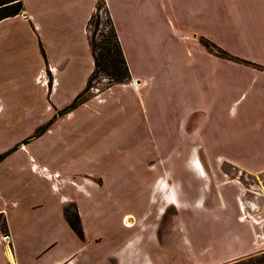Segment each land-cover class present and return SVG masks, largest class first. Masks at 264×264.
<instances>
[{
    "label": "crops",
    "instance_id": "crops-1",
    "mask_svg": "<svg viewBox=\"0 0 264 264\" xmlns=\"http://www.w3.org/2000/svg\"><path fill=\"white\" fill-rule=\"evenodd\" d=\"M95 1L21 0L18 13L0 19V264H158L145 247L154 232L143 228L163 177L154 156L147 162L138 151L160 148L161 134L187 141L199 133L264 181V69L198 40L264 67V0H104L130 79L64 112L93 68L85 27ZM166 85L175 112L160 101ZM104 107L121 117L120 131L141 135L125 143L111 135L94 150L82 143L85 130H102ZM95 152L117 159L109 166ZM69 206L80 236L65 220Z\"/></svg>",
    "mask_w": 264,
    "mask_h": 264
},
{
    "label": "rangeland",
    "instance_id": "rangeland-1",
    "mask_svg": "<svg viewBox=\"0 0 264 264\" xmlns=\"http://www.w3.org/2000/svg\"><path fill=\"white\" fill-rule=\"evenodd\" d=\"M96 1L99 6L97 10L98 29L104 31L108 13L104 0ZM0 6H4L0 8V13L4 11V8L7 10L18 8V13L21 9V0H0ZM93 29L94 24L92 23L88 26V32L91 33ZM94 36L97 42L101 40L98 31ZM201 39L198 38L199 42ZM205 40H207L208 48L202 46L209 53L218 54L219 51H214L215 48L212 46L215 44L208 39ZM205 40L202 39V41ZM228 54L233 57L224 59L257 65L234 54ZM107 79L106 75L97 73L90 80L87 90L82 93L81 99H79L82 100L80 104L91 98L98 102L101 101L103 92L111 86H106ZM135 84L133 83V85ZM164 87L160 101L166 104L164 108L166 112H175L173 106L169 105L168 97L172 94V86ZM70 108L72 107L67 105L61 111L66 112ZM109 114L105 107L101 108L98 120L104 124L102 130H90V132L85 130V140L82 143L90 142L94 150L98 149L97 147H107L111 135L120 138L122 143H125L126 140L130 141V136L141 135L140 132L125 133L120 131L121 117H111L110 119ZM115 119L119 120L113 129L108 128L109 121L115 123ZM123 119L122 117V121ZM77 126L83 129V122L77 121ZM92 126L95 128L94 121ZM39 132L40 128H37L23 141L32 139ZM10 135L12 134H5L6 137ZM163 135L161 134L160 148L153 149V152L151 149L141 150L140 153L138 151V156L147 158V162H151V157L154 156V161H158L159 175L164 178L160 179L156 184L157 188L155 187L154 199L157 200V204L154 205L155 216L144 223V233H149L151 230L154 232V236L147 238L149 241L148 245H145L148 249L146 253L157 259L156 263L158 264H228L240 259H246V262L235 264H264V259L261 256L264 254V207L261 202L264 196L262 191L264 181L261 178L258 181L257 176L255 177L247 169L231 164L228 159L224 158V156L229 157L230 149L217 146L206 147L201 142L199 133H191L187 141H184L183 134L167 133L165 136ZM87 136L90 137L87 138ZM144 136L147 139L146 133ZM162 136L168 137V139L162 138ZM169 137H175V142L180 140L181 142L174 143L175 147ZM0 138L3 136L0 135ZM45 139L49 138L45 137ZM162 139L165 141L162 142ZM46 142L36 140L33 144L45 145ZM114 152L121 156L120 148L119 152L116 150ZM95 156L99 161H103L109 166L112 164L110 161L117 159L108 153L100 155L95 152ZM247 166L253 167L254 165ZM259 166L263 165L254 167ZM112 168L109 172H113ZM42 169L44 168H38L37 171L45 175L47 172ZM165 179L171 185L168 186ZM173 198L177 200L176 205L169 202ZM67 208L68 212L74 211L70 206ZM151 221L154 228L150 227L152 226L149 224ZM0 232H3V228L0 229ZM248 257L256 258L247 259Z\"/></svg>",
    "mask_w": 264,
    "mask_h": 264
},
{
    "label": "trees",
    "instance_id": "trees-1",
    "mask_svg": "<svg viewBox=\"0 0 264 264\" xmlns=\"http://www.w3.org/2000/svg\"><path fill=\"white\" fill-rule=\"evenodd\" d=\"M4 7V6H0ZM3 9V8H2ZM99 9V6L97 5V1L95 3V8L93 10V12L90 14L87 22H86V33H87V41H88V45H89V49H90V53L92 56V60H93V68L91 70V73L89 74V77L87 79V84L86 87L83 89V91H81L80 93H78L73 101L68 105V107H74L77 106L78 104H80L82 102L81 99V95L82 93H84L85 90H87V87L89 86V82L90 80L98 73H102L104 75L107 76V84L106 86H110L112 84L115 83H124L129 81V73H128V69L123 57V54L121 52L120 49V45H119V41L114 29V26L112 24V21L109 17V14H107L106 17V28L104 31L98 29V25H99V20L97 19V10ZM4 11L2 13H0V19L10 16V15H14L17 13L18 8L17 9H11V10H7V8L3 9ZM107 11V10H106ZM108 13V12H107ZM94 24V29L91 31V33L88 32V26L90 24ZM98 31V35L100 36L101 40H99V42H97V40L95 39V32L97 33ZM205 40V39H203ZM207 40L205 41H200L201 45L205 46L206 48H208L206 46ZM212 46L215 48L214 51H219L218 54H216L219 57L222 58H231L233 56H231L230 54H228L227 52H225L224 50H222L221 48L215 46L212 44ZM259 68L264 69V67L259 66V65H255ZM6 154V152L4 153H0V160L3 158V156ZM64 217L65 220L67 221V223L69 224V226L73 229V231L80 236L81 232L79 229V226L77 224V215L75 213V211L73 212H68V208L64 209ZM2 229L3 228V232H5V228H4V223L1 220V226ZM261 256L264 259V254H261ZM249 258H256V257H248ZM246 259H240L228 264H235V263H245Z\"/></svg>",
    "mask_w": 264,
    "mask_h": 264
},
{
    "label": "built area",
    "instance_id": "built-area-1",
    "mask_svg": "<svg viewBox=\"0 0 264 264\" xmlns=\"http://www.w3.org/2000/svg\"><path fill=\"white\" fill-rule=\"evenodd\" d=\"M42 170H45V168H44V169H42ZM4 237H6V236H4Z\"/></svg>",
    "mask_w": 264,
    "mask_h": 264
}]
</instances>
